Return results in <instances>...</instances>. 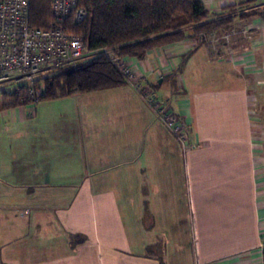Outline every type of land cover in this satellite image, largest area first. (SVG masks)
<instances>
[{
  "label": "crops",
  "instance_id": "obj_1",
  "mask_svg": "<svg viewBox=\"0 0 264 264\" xmlns=\"http://www.w3.org/2000/svg\"><path fill=\"white\" fill-rule=\"evenodd\" d=\"M183 45L132 59L154 91L193 81L190 103H166L185 139L128 82L0 106V264H264L245 70L235 50Z\"/></svg>",
  "mask_w": 264,
  "mask_h": 264
},
{
  "label": "trees",
  "instance_id": "obj_2",
  "mask_svg": "<svg viewBox=\"0 0 264 264\" xmlns=\"http://www.w3.org/2000/svg\"><path fill=\"white\" fill-rule=\"evenodd\" d=\"M50 4L51 0H30L31 26H49L52 21ZM78 6L85 8L87 15L79 23L69 20L65 26L68 31L80 36L90 49L115 46L117 55L137 60L143 59L148 50L183 41L190 25L196 35H201L231 21L221 14L207 19L208 10L201 0H78ZM226 8L235 11L236 4L223 7ZM246 16L241 14V18ZM126 82L106 57L98 56L88 62L60 68L44 79L42 99L111 88ZM28 103L24 93L3 94L0 106L8 109ZM73 235L80 242L87 239L82 234Z\"/></svg>",
  "mask_w": 264,
  "mask_h": 264
},
{
  "label": "built area",
  "instance_id": "obj_3",
  "mask_svg": "<svg viewBox=\"0 0 264 264\" xmlns=\"http://www.w3.org/2000/svg\"><path fill=\"white\" fill-rule=\"evenodd\" d=\"M201 1L207 10L215 7L219 12L231 0ZM50 6L52 21L47 28H40L30 25V0H0L1 97L3 94L24 93L29 101L27 105H34L44 96V79L50 77L53 71L104 56L139 91L147 106L171 132L181 136L179 132L183 123L165 102L156 99L147 76L134 64L135 58L117 55L115 46L90 49L80 36L66 29L69 20L79 23L87 15V10L78 6V0H51ZM9 87L11 89L7 91ZM257 127L260 133L253 138L252 146L264 166V127L258 124Z\"/></svg>",
  "mask_w": 264,
  "mask_h": 264
},
{
  "label": "rangeland",
  "instance_id": "obj_4",
  "mask_svg": "<svg viewBox=\"0 0 264 264\" xmlns=\"http://www.w3.org/2000/svg\"><path fill=\"white\" fill-rule=\"evenodd\" d=\"M231 1L236 3L235 11L222 8L219 13L208 12L207 15V19H212L217 18L218 14H221L220 16L223 18L230 17L231 21L217 29L204 31L201 35H196L197 32L194 31V27L192 31V26L190 25L186 38L180 43L184 44L185 51L190 48L206 50L215 48L220 50L232 49L238 53L239 66L245 70L249 94L253 98L251 100L250 117L256 124L255 133L259 136L257 124L264 127V28L262 30L259 29L264 27L262 26L264 25V0ZM254 12H256V15L253 14ZM241 14L248 16L241 18ZM258 23L260 25H257ZM193 42L196 43V47L192 46L191 43ZM156 82L159 84V81ZM188 83L191 86L182 82L183 85L181 87L180 85H173L170 79L166 84L158 85L155 90L156 99L162 103L169 104L171 107L176 104L177 99L180 97L185 98L187 103H190L193 100L191 92L193 81H188ZM10 89L11 87L7 91ZM177 93H181V95H176ZM186 108L188 109V106ZM188 129V122H183V127L179 132L182 139L187 138ZM191 217L188 214L184 215L183 227L191 223Z\"/></svg>",
  "mask_w": 264,
  "mask_h": 264
}]
</instances>
